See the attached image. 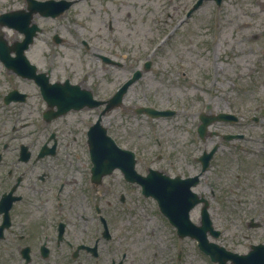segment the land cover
<instances>
[{"label":"rangeland","instance_id":"rangeland-1","mask_svg":"<svg viewBox=\"0 0 264 264\" xmlns=\"http://www.w3.org/2000/svg\"><path fill=\"white\" fill-rule=\"evenodd\" d=\"M194 1L81 0L63 20L74 21L72 25H66V32L71 28L92 42L94 48L114 49L115 56L112 57L124 60L123 67L113 68L116 82L126 78L132 72L131 68L139 65L140 60L151 57L152 54L149 53L154 48L152 58L156 61L153 67L143 71L142 76L145 78L131 87L129 95L124 99L125 106L110 112L104 119L109 131L114 132L120 143L138 149L141 167L144 161L149 162L160 152L156 148L157 140L169 144L175 133H179L181 116H185L184 110L197 113L206 108V103H211L210 111L237 112L243 117V130L258 133L255 136L258 142L254 147L248 145L252 147L251 151L241 145L235 152L226 145L221 149L224 161L230 153L241 157L238 162L244 160L241 168L246 175L243 172L242 179L251 180L249 185L246 183L241 199L236 196L228 197L230 192L225 189L229 228L217 241L236 251L245 252L251 243L264 242V226L247 227L250 217L258 216L256 209L264 206V148L257 146L264 145V0H224L221 6L212 0H206L191 17H186ZM10 7L9 0H0V10ZM168 34L169 37L155 47V43ZM70 42L68 47L56 48L57 52L76 54L79 51L76 47H83L72 39ZM89 64L86 62L83 70L76 66L75 75L88 71V80H92L90 71L100 68L102 63L98 61L93 67ZM169 65H177L179 72L186 71L191 80L177 73L173 78L177 85L170 87V84H174L172 80L168 77L160 79L159 76L163 67L167 66L169 69ZM100 71L103 74V68ZM1 73L4 72L0 67V81L4 80ZM169 74L176 75L174 71ZM100 78L103 79L102 75ZM168 96L171 103L167 101ZM145 103L175 107L180 114L154 122L147 116L132 111L134 106ZM254 115L258 116V121L251 120ZM195 116L196 114H192L190 118ZM95 119L93 110H84L74 115L72 121L76 122V132L82 134ZM39 124H42L40 119L34 117L29 126L37 129ZM219 125L214 124L212 127L217 128ZM48 127L52 130L67 129L64 122L59 121L50 122ZM198 147L200 149L202 145L198 143ZM198 152L200 151L196 153ZM216 168H211L210 177L216 178ZM223 170L225 187H234L236 180L228 174L225 167ZM130 195L131 213L145 211L144 217H151L145 224L163 225V260L167 259L169 264H175L178 253L176 264H214L194 240L178 239L167 222L163 223L154 214L152 202L139 198L136 189ZM132 217L137 221L134 214Z\"/></svg>","mask_w":264,"mask_h":264},{"label":"flooded vegetation","instance_id":"flooded-vegetation-1","mask_svg":"<svg viewBox=\"0 0 264 264\" xmlns=\"http://www.w3.org/2000/svg\"><path fill=\"white\" fill-rule=\"evenodd\" d=\"M13 3L16 17L23 16L11 28L9 38L13 67L28 66L31 62L39 67L38 73L43 72L46 63L49 68L50 61L66 56L54 49L66 42L62 34L64 23L58 17L52 22L56 12L42 9L35 0H14ZM35 32L37 36L26 46V38ZM104 50L93 49L94 66L99 60L102 66L91 71L92 80H88V74L76 76L75 68L68 70L66 78L73 84L90 88L97 98L106 102L115 93L117 82L113 77L115 65L101 57L112 58L114 49ZM2 52L6 50L3 48ZM172 71L176 75L169 74ZM177 73V65H169V69L163 67L159 76L172 80L174 84L170 87H173L177 85L173 80ZM23 79L29 82V90L36 86L32 79ZM23 92L24 97L14 95L12 98L16 100L8 103L4 95L0 96V103L14 105L16 115L29 116L34 110L27 106L30 96ZM181 128L174 139L179 145L171 144L176 147L173 159L159 155L155 162L158 169L165 172L171 169L176 171L175 175L188 177L195 174L196 157L189 153L193 145L190 136L194 132L189 127ZM53 133L56 143L48 142ZM75 133L74 128L61 132L26 129L19 133L12 129L5 139L0 133V264H169L162 254L163 225L145 224L151 220L149 216L144 217L145 211L131 213L126 183L117 185L114 172L103 176L101 181L92 177L93 162L88 147L78 141ZM212 163L216 164L213 169L217 167L216 178L209 176L210 169L208 177L195 187L200 186L199 193L211 199L210 211L225 227V164L221 159H213ZM241 193L238 189L236 194ZM157 215L163 221L161 211Z\"/></svg>","mask_w":264,"mask_h":264},{"label":"water","instance_id":"water-1","mask_svg":"<svg viewBox=\"0 0 264 264\" xmlns=\"http://www.w3.org/2000/svg\"><path fill=\"white\" fill-rule=\"evenodd\" d=\"M220 1V0H218ZM71 102H74L71 101ZM84 103H81L79 106L83 105ZM153 182H156L155 179H152ZM155 184L153 183V186ZM175 223L179 226V232L181 234H192L194 237H196L199 242L200 246L208 251L214 260H220L218 257V253L222 252L220 256H223L224 259H227L229 257H236L234 264H264V245H253L252 250L248 254H238L233 253L230 251L225 250L223 247H219L218 245L214 243L208 242V238L206 235V229L210 226V229L212 230L211 221L206 216L204 219V225L203 226H195L189 220H185L183 215H180V219L176 220ZM214 235H218V231H213ZM219 251V252H218ZM221 264H226V262L223 260L221 261Z\"/></svg>","mask_w":264,"mask_h":264}]
</instances>
